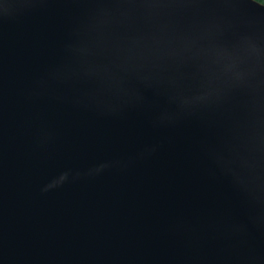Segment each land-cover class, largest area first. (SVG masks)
<instances>
[{"label": "water", "instance_id": "water-1", "mask_svg": "<svg viewBox=\"0 0 264 264\" xmlns=\"http://www.w3.org/2000/svg\"><path fill=\"white\" fill-rule=\"evenodd\" d=\"M0 264H264V4L0 0Z\"/></svg>", "mask_w": 264, "mask_h": 264}, {"label": "trees", "instance_id": "trees-1", "mask_svg": "<svg viewBox=\"0 0 264 264\" xmlns=\"http://www.w3.org/2000/svg\"><path fill=\"white\" fill-rule=\"evenodd\" d=\"M255 1L264 4V0H255Z\"/></svg>", "mask_w": 264, "mask_h": 264}]
</instances>
